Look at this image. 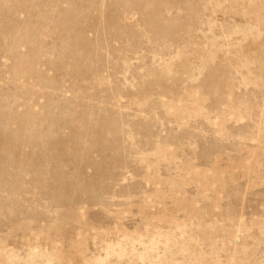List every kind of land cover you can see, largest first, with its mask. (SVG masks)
<instances>
[{
	"label": "rangeland",
	"instance_id": "obj_1",
	"mask_svg": "<svg viewBox=\"0 0 264 264\" xmlns=\"http://www.w3.org/2000/svg\"><path fill=\"white\" fill-rule=\"evenodd\" d=\"M0 264H264V0H0Z\"/></svg>",
	"mask_w": 264,
	"mask_h": 264
}]
</instances>
